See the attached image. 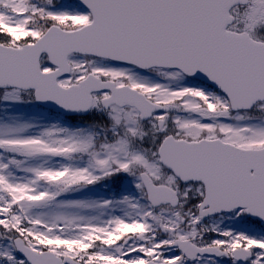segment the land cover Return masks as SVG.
Instances as JSON below:
<instances>
[{
    "label": "snow or ice",
    "instance_id": "1",
    "mask_svg": "<svg viewBox=\"0 0 264 264\" xmlns=\"http://www.w3.org/2000/svg\"><path fill=\"white\" fill-rule=\"evenodd\" d=\"M0 264H264V0H0Z\"/></svg>",
    "mask_w": 264,
    "mask_h": 264
}]
</instances>
